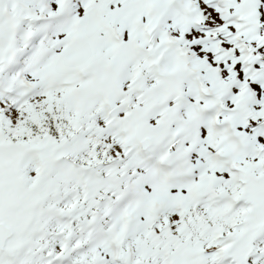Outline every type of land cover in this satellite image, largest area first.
<instances>
[{
    "label": "snow or ice",
    "instance_id": "1",
    "mask_svg": "<svg viewBox=\"0 0 264 264\" xmlns=\"http://www.w3.org/2000/svg\"><path fill=\"white\" fill-rule=\"evenodd\" d=\"M0 264H264V0H0Z\"/></svg>",
    "mask_w": 264,
    "mask_h": 264
}]
</instances>
